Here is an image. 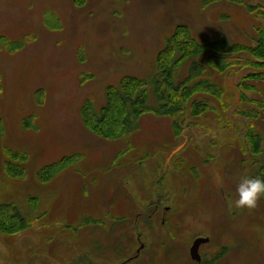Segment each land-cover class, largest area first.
<instances>
[{
	"label": "rangeland",
	"instance_id": "obj_1",
	"mask_svg": "<svg viewBox=\"0 0 264 264\" xmlns=\"http://www.w3.org/2000/svg\"><path fill=\"white\" fill-rule=\"evenodd\" d=\"M206 1L86 0L77 7L75 0H0V36L26 40L18 51L0 50V204H15L30 222L15 236L0 233V264H264V199L255 209L234 205L239 177L257 171L249 126L264 146V79L248 80L252 88L241 90L237 104L232 90L221 101L197 96L214 112L191 117L194 126L180 138L170 119L148 113L132 135L106 140L81 115L87 100L100 111L107 88L125 76L162 77L157 56L179 25L197 40L225 36L256 47L264 0H243L252 12L232 0ZM47 14L60 29L47 28ZM200 60L184 61L174 80ZM248 68L236 66L230 82L237 85ZM209 74L225 85L226 75ZM152 90L148 104L157 107ZM233 104L260 117L236 115ZM30 116L36 131L22 126ZM5 149L28 156L24 180L7 176ZM74 155L78 164L40 180L42 169ZM197 238L209 239L199 263L190 257Z\"/></svg>",
	"mask_w": 264,
	"mask_h": 264
},
{
	"label": "trees",
	"instance_id": "obj_2",
	"mask_svg": "<svg viewBox=\"0 0 264 264\" xmlns=\"http://www.w3.org/2000/svg\"><path fill=\"white\" fill-rule=\"evenodd\" d=\"M216 1L207 0L205 5H210ZM232 1L246 6L249 12L253 11L243 0ZM85 4L86 0H75L77 7H82ZM44 21L48 29L55 31L61 28L55 25V17L50 14H47ZM24 41L26 40L10 41L4 36H0V50L18 51L25 47ZM241 53L247 54L250 58L248 60L238 59L237 54ZM233 55H236L235 58ZM195 57L203 58V60L193 62L187 77L182 80H174L173 71L181 67L187 59ZM259 60H264V32L260 34L256 47L251 48L243 44L233 43L225 36L213 42L197 40L188 25H179L175 28L172 36L167 39L163 51L157 56V69L163 78L161 76L149 79L133 76L123 77L117 86L107 88L106 104L100 111H97L92 100H87L84 103L81 111L83 123L98 137L106 140H121L137 131L141 117L150 113L170 119L175 138H180L188 127L194 126V123L189 121L191 117L193 119L200 118L214 112L207 99L196 100L197 96L204 95L221 101L229 90L226 85L219 86L207 77L210 76V71L231 76V71H235L236 66L240 70L249 67V72L236 85L241 93L243 89L252 88L247 84L248 80L264 79V71H261L264 69V63ZM150 88L153 89L152 93L156 99L157 107H150L148 104ZM36 99L37 103L43 105L45 92L39 91ZM241 100H244L242 93ZM233 105L236 115L252 120L260 117L259 112L255 110L242 113V115L239 112L240 107ZM258 105L260 109L264 110V102H258ZM22 126L25 130H38L36 117L25 118ZM246 138L250 146V153L256 159L254 163L257 171L254 176L264 177L263 138L252 126L248 127ZM5 153L7 176L11 179L24 180L27 177L28 156L26 153H15L9 149H5ZM123 155L124 153H119L115 161H119ZM79 157L78 155L64 157L59 162L45 167L39 173L40 180L43 183L51 182L63 171L78 164ZM34 208L37 209L36 205ZM90 223V220L87 219L83 222L82 227ZM29 227L30 222L21 214L15 204H0V233L15 236ZM90 264L94 263L90 262Z\"/></svg>",
	"mask_w": 264,
	"mask_h": 264
},
{
	"label": "clouds",
	"instance_id": "obj_3",
	"mask_svg": "<svg viewBox=\"0 0 264 264\" xmlns=\"http://www.w3.org/2000/svg\"><path fill=\"white\" fill-rule=\"evenodd\" d=\"M234 191L236 208L255 209L264 199V177L241 175Z\"/></svg>",
	"mask_w": 264,
	"mask_h": 264
},
{
	"label": "water",
	"instance_id": "obj_4",
	"mask_svg": "<svg viewBox=\"0 0 264 264\" xmlns=\"http://www.w3.org/2000/svg\"><path fill=\"white\" fill-rule=\"evenodd\" d=\"M261 63H264V60H259ZM226 88L229 90H233L235 92V102L238 103L239 99L241 98V93L237 86L230 82L228 76L226 75ZM181 148H179L177 151H179ZM209 243L208 238H197L192 247L190 248V257L195 262H201V255H200V249L203 245H206ZM143 247V246H142Z\"/></svg>",
	"mask_w": 264,
	"mask_h": 264
},
{
	"label": "flooded vegetation",
	"instance_id": "obj_5",
	"mask_svg": "<svg viewBox=\"0 0 264 264\" xmlns=\"http://www.w3.org/2000/svg\"><path fill=\"white\" fill-rule=\"evenodd\" d=\"M175 170L177 171V169H175ZM158 171H161V170H160V169H159V170L155 169V172H153V174H154V175L156 174L157 176H159V174H162V173H159ZM165 173H166V170L163 172L162 175H164ZM154 216H155V215H154ZM149 218H150V217H149ZM163 224H165V221H164V220H163ZM128 261H129V260H128ZM128 261H127V262H128ZM127 262H125V263H127ZM129 262H130V261H129ZM129 262H128V263H129ZM125 263H124V264H125Z\"/></svg>",
	"mask_w": 264,
	"mask_h": 264
}]
</instances>
